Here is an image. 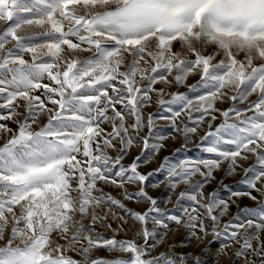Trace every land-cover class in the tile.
I'll use <instances>...</instances> for the list:
<instances>
[{"label":"snow or ice","instance_id":"1","mask_svg":"<svg viewBox=\"0 0 264 264\" xmlns=\"http://www.w3.org/2000/svg\"><path fill=\"white\" fill-rule=\"evenodd\" d=\"M180 86L188 92L166 91ZM153 103L167 136L145 112ZM197 135L209 158L166 155L141 170L168 141ZM225 164L245 186L221 182L226 199L206 191ZM157 173L179 214L150 194ZM253 192L257 207L222 223ZM129 220L134 237L117 239ZM169 223L185 233L180 251ZM209 236L200 254L183 251ZM190 261L264 264V0H0V264Z\"/></svg>","mask_w":264,"mask_h":264},{"label":"rangeland","instance_id":"2","mask_svg":"<svg viewBox=\"0 0 264 264\" xmlns=\"http://www.w3.org/2000/svg\"><path fill=\"white\" fill-rule=\"evenodd\" d=\"M198 78H199L198 75L190 76L189 79L187 80V84H195L196 81L198 80ZM157 86L159 87V85H157ZM166 91H168V92H175V91L188 92V89L186 86H180L178 89L173 87L171 89H166ZM188 94L192 95V93H188ZM165 99H170V96H166ZM154 100H155V98H154ZM228 106H229V103H227V102L224 104H218L217 105V107H220V108H227ZM148 111L155 113V117H156V129H155V131H157L160 135L167 136L168 133L171 131V129L167 126V124L163 120L159 119V117L162 115H167L168 113L164 109L158 108V106L155 103H153V105L150 108H147L145 110L146 113ZM220 122H221L220 119H218L216 121L217 124ZM10 126L14 127V125H10ZM102 127H104L107 130H110L109 126L106 124L102 125ZM206 130H207L206 128L202 129L200 131V135H203V132ZM146 133H147V129H144V131L141 133V135H145ZM153 142H156L155 138L153 139ZM199 144H200L199 135L193 136L186 144L182 138H180L178 140H170L167 142L166 150L159 153L148 165H142L141 170L145 173H147L149 171H153L154 169H156L158 167L159 163L162 161L163 157L166 155L167 156H178L180 159H184V158H189V159L209 158L210 154L204 153L202 151L201 147H199ZM141 148H142V145L135 146L132 149L130 157L125 160V163H130L131 158L135 155H138L140 153ZM177 148L181 149V151L179 153H176ZM112 154L115 155V153H112ZM253 162H254L253 159H249L245 163L244 166L247 167L250 164H252ZM226 172H227L226 164H225L224 168L214 172L215 181L212 183L211 186L206 188V191L211 192L212 190H218L219 196L221 198H225V199L228 198L229 193L227 190H225L222 187L221 182H223V184L229 185V187L232 189V191H244L245 190V186L242 183H240V181L243 179V176H244V173L241 169H237L236 173L233 175H227ZM164 180H165V177H164V174H162V173H157L156 175L150 177L149 181H148L149 192L151 195H153L154 197L159 199L161 209L168 212V214H179L177 212L176 206H175L176 193H172L171 194V200L168 201V197L170 194L169 190L165 187L164 183H161V181H164ZM152 184H159V187L151 188ZM105 191H110L114 196H117L118 198H122L119 196V193L112 188H106ZM253 195H257V201H252L247 197H240L239 199L236 200V203L231 204V206L229 208V212L227 214H225V216L222 218V223L227 222L230 219V217L235 216V214L237 213V211L240 208H243V207L255 208V207H257L260 197L255 192H253ZM165 201H168V202L165 203ZM125 203L127 204L128 207L133 208L136 211H141V212L145 211L148 207V205L143 201H141L139 204H137L134 201H125ZM108 208H109V205L104 204L99 209H97V211L103 213ZM112 212H115L119 216L124 215V212L117 209V208H112ZM115 226H116V224L113 223V227H115ZM128 226L130 228V231L127 234L121 233L117 237V239H132L134 237L136 226L133 225V222L131 220L128 221ZM151 227H152V225L149 224V228H151ZM169 228H170V232H169L168 237H166V240L170 244L177 245V251H180L181 250L180 241L182 240L185 233H183L182 230H178L174 223H169ZM173 233H179V234L172 235ZM109 235H110V233H109ZM211 241H212V237L209 236L207 238V240H205L201 243L193 242L191 244H188L187 246H185L183 248V251L194 252L195 254H200L203 251V249L209 245V242H211ZM140 242L142 243L143 241L141 240ZM219 246H220L219 242H212L211 243V252L214 254L216 252V250L219 248ZM69 254L73 255L75 258H79L78 256H76L75 253H69ZM95 255H97L98 257H101V258H109V259L113 258L112 253L108 252L107 250H103V249L100 250L99 252L95 253ZM204 258L207 259L208 257H204ZM189 264H192V262L190 261ZM213 264H214V262H213Z\"/></svg>","mask_w":264,"mask_h":264}]
</instances>
